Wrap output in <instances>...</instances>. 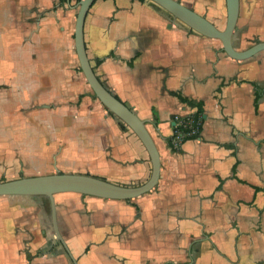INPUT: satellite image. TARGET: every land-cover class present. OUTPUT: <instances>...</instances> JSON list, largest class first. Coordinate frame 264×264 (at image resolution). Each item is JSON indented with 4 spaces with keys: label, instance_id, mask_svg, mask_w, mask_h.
Returning a JSON list of instances; mask_svg holds the SVG:
<instances>
[{
    "label": "crops",
    "instance_id": "obj_1",
    "mask_svg": "<svg viewBox=\"0 0 264 264\" xmlns=\"http://www.w3.org/2000/svg\"><path fill=\"white\" fill-rule=\"evenodd\" d=\"M217 28L224 0H179ZM78 0H0V174L145 181L148 155L90 92L74 48ZM102 83L145 122L157 185L129 201L0 196V264H264V51L228 58L149 0H95L83 24ZM264 41V0H239L232 44ZM259 94L257 108L253 99ZM200 103L198 138L173 145ZM170 140L172 150L169 148Z\"/></svg>",
    "mask_w": 264,
    "mask_h": 264
},
{
    "label": "water",
    "instance_id": "obj_2",
    "mask_svg": "<svg viewBox=\"0 0 264 264\" xmlns=\"http://www.w3.org/2000/svg\"><path fill=\"white\" fill-rule=\"evenodd\" d=\"M95 0H78L74 29V48L79 69L85 78L94 97L112 116L121 121L133 133L145 149L149 163L148 178L138 185H124L87 174L61 173L56 171L49 175L20 177L0 181V196H41L49 201L51 227L59 242L71 260V256L57 225L54 195L60 193H76L108 200L129 201L151 191L158 183L160 175V155L146 128L145 122L123 104L102 83L95 74L87 57L83 41V24L89 7ZM165 11L174 23H179L191 32L207 39L218 40L222 52L235 61L246 60L264 51V41L253 43L244 50H236L232 44V34L236 27L239 11V0L225 1V24L217 28L205 16L196 13L183 5L179 0H149Z\"/></svg>",
    "mask_w": 264,
    "mask_h": 264
},
{
    "label": "trees",
    "instance_id": "obj_3",
    "mask_svg": "<svg viewBox=\"0 0 264 264\" xmlns=\"http://www.w3.org/2000/svg\"><path fill=\"white\" fill-rule=\"evenodd\" d=\"M142 1H144V0H142ZM176 96H177V98H178V100L180 102H182V103L186 104L187 106H189V107H191V108L194 109L193 110L194 112L192 114L191 124H192V126L194 128L195 127L197 128V133L194 134V135H191L190 137H187L186 139H196L199 136V133H200V130H201V125H202V122H203V120H202V111H201L200 103H198V102L196 103V102H194L192 100H189L187 98H184V97H182V96H180L178 94ZM258 99H259V94L258 93H255L254 99H253V106H254V109L255 110L257 108V101H258ZM115 120H117V122L120 125V127H121L122 130H126L127 129V127L121 121H119L117 118H115ZM168 145H169V148L172 150V146H171L170 140L168 141Z\"/></svg>",
    "mask_w": 264,
    "mask_h": 264
},
{
    "label": "built area",
    "instance_id": "obj_4",
    "mask_svg": "<svg viewBox=\"0 0 264 264\" xmlns=\"http://www.w3.org/2000/svg\"><path fill=\"white\" fill-rule=\"evenodd\" d=\"M192 115L180 116L175 115L173 119L172 140L173 145L178 147L187 137L197 133V128L191 124ZM186 129V130H185Z\"/></svg>",
    "mask_w": 264,
    "mask_h": 264
},
{
    "label": "rangeland",
    "instance_id": "obj_5",
    "mask_svg": "<svg viewBox=\"0 0 264 264\" xmlns=\"http://www.w3.org/2000/svg\"><path fill=\"white\" fill-rule=\"evenodd\" d=\"M222 29V28H221ZM91 92V90H89ZM183 117V116H182ZM16 177L20 178V177H25L24 175L22 174H19L17 175ZM6 180L4 175L0 174V181H4ZM144 182V181H143ZM142 182L141 181H137V182H134V183H129V185H138V184H141Z\"/></svg>",
    "mask_w": 264,
    "mask_h": 264
}]
</instances>
